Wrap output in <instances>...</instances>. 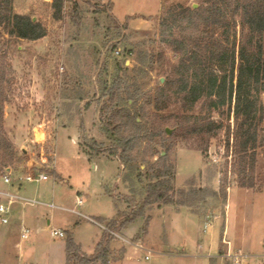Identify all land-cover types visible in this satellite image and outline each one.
I'll return each mask as SVG.
<instances>
[{"label": "rangeland", "instance_id": "374dc122", "mask_svg": "<svg viewBox=\"0 0 264 264\" xmlns=\"http://www.w3.org/2000/svg\"><path fill=\"white\" fill-rule=\"evenodd\" d=\"M18 2L20 6L28 4L26 15L42 24L47 36L38 41L11 39L0 29L3 33L1 57L5 56L8 80H11L6 85L8 102L4 126L6 138L17 154L10 164L11 183L5 184L0 176V191L54 202L59 208L20 202L9 204L0 197V203L9 207L8 224L0 222V264H66L69 237L85 254L91 255L105 232L67 210L75 209L106 226L108 220L116 216L115 200L126 210L124 201L130 191L120 179L124 166L107 153H94L90 160L82 149L94 140L105 149L112 144L100 130L98 82L102 70L108 64L112 73L117 62L134 68L143 49L155 54L157 59L147 78L148 95L139 106H143L147 114L150 132L156 133L158 151L176 167V188H185L193 182L196 188L219 191L225 185L226 202L210 199L204 206L199 196L189 209L209 216L212 222L216 221L214 217L220 216L218 243L227 220L228 238L237 239L245 247L230 248L252 254L254 257L248 264H264V148L258 150L255 187L242 188L231 167L235 161L231 149L234 144L233 104H227L223 115L215 114L217 120L222 119L224 130L210 141L205 154L198 150L201 146L198 138L188 134L192 123L185 122L193 114L205 115L206 104L200 103L190 110L187 103L171 93L167 107L159 110L155 106L156 88L166 83L170 66L180 59L179 54L161 42L160 17L172 4L197 8L198 0H67L60 21L53 18L52 2ZM75 4L79 11H75ZM231 44V49L237 51L239 33L235 26ZM129 51L132 54H128ZM81 97L85 100L80 101ZM37 130L45 133L44 141H35L34 132L42 139ZM155 152L152 143L147 141L135 151V156L149 167L161 157ZM54 167L61 179L56 180L50 174ZM37 173L48 175L49 181H26L28 174ZM54 195L58 199L53 198ZM77 200L83 201L82 207L76 205ZM147 215L151 216L147 234L135 240L145 226L144 217L123 229L121 236L137 245L116 239L112 244L113 259L123 249L125 255L120 263L112 259L110 264H210V259L222 262L218 264H232L223 258L208 257L218 252L205 253L206 258H201L203 251L195 248V242L204 240L207 233L198 217L176 212L169 205L154 207ZM24 228L30 230L27 240L21 237ZM52 230L63 231L65 238H53ZM138 245L158 254L147 260V252ZM181 253L188 256L178 257Z\"/></svg>", "mask_w": 264, "mask_h": 264}, {"label": "trees", "instance_id": "16d2710c", "mask_svg": "<svg viewBox=\"0 0 264 264\" xmlns=\"http://www.w3.org/2000/svg\"><path fill=\"white\" fill-rule=\"evenodd\" d=\"M66 2H52L55 20L63 19ZM13 3L14 0H0V29L5 30L11 39L38 41L46 37V28L32 17L16 13ZM74 9L79 11L77 4ZM233 26L239 33L237 51L231 49ZM158 31L161 42L179 54L180 59L176 65L170 66L166 83L156 88L155 106L159 110L167 107L172 99L171 93L187 103L190 110L200 103L206 104L205 115L193 114L185 122L192 123L188 134L198 138L201 143L198 150L205 154L210 141L224 130L222 119L217 120L215 114L223 115L227 104H233L234 144L231 149L235 161L231 165L232 172L242 188H254L258 150L264 148V0H198L197 8L172 4L163 11ZM2 37L0 30V41ZM2 55L0 49L1 177L7 174L8 169L12 170L10 164L17 157L14 145L6 138L4 126L5 105L8 102L6 85L11 80H8V66ZM136 59L134 68L126 66L125 62H117L112 73L108 64L102 70L98 82L101 95L98 100L101 104L100 130L112 144L105 149L94 140L91 145H84L82 150L90 160L94 153H107L124 166L120 179L130 191L124 201L127 208L121 209L115 200L117 213L108 220L107 227L110 231L121 233L138 218L144 217L145 226L135 239L138 241L141 235L148 232L151 216L147 214L154 207L172 205L192 208L191 203L199 196L204 206L210 199L226 202L227 190L225 185L219 191L196 188L193 182L187 184L188 188H176V167L158 151L156 133L150 132L147 114L144 107L139 106L148 95L147 78L157 56L143 49ZM79 100L84 101L85 98ZM89 106L87 103L86 107ZM147 141L161 156L149 167L135 156V151ZM49 159L54 160L52 155ZM50 174L59 179L55 169L50 170ZM191 211L199 214L196 210ZM104 232L91 255L85 254L81 246L69 237L66 264H110L115 253L112 244L116 238ZM124 255L125 249L113 260L120 263Z\"/></svg>", "mask_w": 264, "mask_h": 264}, {"label": "built area", "instance_id": "2783aa9c", "mask_svg": "<svg viewBox=\"0 0 264 264\" xmlns=\"http://www.w3.org/2000/svg\"><path fill=\"white\" fill-rule=\"evenodd\" d=\"M9 175H10V172H8V170H7V174L3 176L4 183L7 185H10V183H11V178ZM25 179L27 182H31V183H34V182L35 183H42V182L49 181L48 175H46L44 173L28 174ZM0 197L7 200L9 202V204L14 203V202H20V203H23L25 205H36V206H45V207H49V208H59L54 202L47 203L44 201H40L37 198L26 197V196H23V195H20L18 193H14L11 191H0ZM77 205H78V207H82L83 201L77 200ZM67 211H69L73 214H76L80 217H83L86 220H88L89 222L96 224L103 231H107L110 234V236H114L116 239H119L121 242L129 243L132 245L135 244V243L125 239L124 237H122L120 233L110 231L106 225H104L103 223L99 222L98 220H96L92 217L86 216L83 213L78 212L75 209H71V210H67ZM8 212H9V207L6 206L5 204L0 203V222L2 224H8V218H7ZM211 225L212 224H211L210 217L207 216L206 222L204 225V230L207 231ZM29 236H30V230L28 228H24L22 231V234H21L22 239L27 240L29 238ZM51 236L53 238L63 239V238H65V233L63 231L52 230ZM225 243L227 245H230L229 242H225ZM135 245H137V244H135ZM137 247H140L141 250L147 252V256H146L147 260H149L154 254L153 251L148 250L146 248H143L142 245H138ZM208 257L209 258H223V259L228 260L232 264H248L254 256L252 254L244 252L241 249H232L229 247L223 253L221 252L217 255H208Z\"/></svg>", "mask_w": 264, "mask_h": 264}, {"label": "crops", "instance_id": "0c3cea01", "mask_svg": "<svg viewBox=\"0 0 264 264\" xmlns=\"http://www.w3.org/2000/svg\"><path fill=\"white\" fill-rule=\"evenodd\" d=\"M42 1H45V3H51L52 2V0H42ZM13 4H14V10L16 11V13L21 14V15H26L27 14L26 9L28 8V6H27L28 4H21L22 6H20V3L18 2V0H14V3ZM30 5H32V3L29 4V6ZM37 131H39V130H37ZM39 132L42 134V139L39 140L37 138V132H34V138H35V141L36 142L37 141L38 142H42V141L45 140V133L42 132V131H39ZM54 166H55V163H54ZM54 169H55V167H54ZM57 174L59 176V179H61V176L59 175V173H57ZM54 179H56V178H54ZM53 198H57L58 199L57 195H54ZM169 206H171L176 212H182V211H184V212H186L189 215H192L194 217H198L203 222V228H204V225H205L206 217L207 216L205 217L203 215L201 216L199 214H196V213L192 212L188 207L176 208L175 206H172V205H169ZM111 219L112 218H110L109 220H111ZM214 220H216V221H213V222L211 221V224L212 225L208 228V230L207 231L204 230V232L207 233L206 234V238L204 240H197L195 242L196 243L195 248H197L198 251H203V252H201V254H202V257L201 258H206L205 257L206 256L205 253L206 254H208V253L211 254V253L218 252V254H219V253L223 252V250L226 251L230 246L232 248H235V247H243V248H245L243 246L244 244L241 243V242H239L237 239H235V238L233 239L232 238L230 240L228 238L229 230H228V226H227V220H225V222H224V224L222 226L223 227L222 228V233L220 234L221 241H219V243H218V241H217V238H218V230H219L218 229V226H220V224H218L217 220H220V216L214 217ZM214 226H217V227L214 228ZM225 242H229L230 245H227ZM184 248L185 247H183V249H182L183 252L185 251ZM148 250H150V249H148ZM151 251H153V250H151ZM155 254H158V253L154 252L153 256ZM197 255H198V253L196 254V256ZM185 256H188V255H184V253L178 254V257H181V258H183ZM210 261H211V262H209L210 264H218L220 262L219 260H215V262H213L211 259H210ZM220 263H222V262H220Z\"/></svg>", "mask_w": 264, "mask_h": 264}, {"label": "water", "instance_id": "95a60500", "mask_svg": "<svg viewBox=\"0 0 264 264\" xmlns=\"http://www.w3.org/2000/svg\"><path fill=\"white\" fill-rule=\"evenodd\" d=\"M10 170L8 169V172H9Z\"/></svg>", "mask_w": 264, "mask_h": 264}]
</instances>
